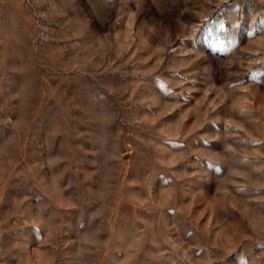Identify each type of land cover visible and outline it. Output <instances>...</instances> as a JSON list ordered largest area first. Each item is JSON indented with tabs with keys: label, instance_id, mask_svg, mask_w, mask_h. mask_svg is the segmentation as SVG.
I'll list each match as a JSON object with an SVG mask.
<instances>
[{
	"label": "rangeland",
	"instance_id": "1",
	"mask_svg": "<svg viewBox=\"0 0 264 264\" xmlns=\"http://www.w3.org/2000/svg\"><path fill=\"white\" fill-rule=\"evenodd\" d=\"M0 264H264V0H0Z\"/></svg>",
	"mask_w": 264,
	"mask_h": 264
}]
</instances>
